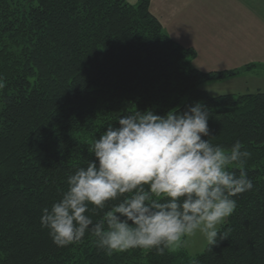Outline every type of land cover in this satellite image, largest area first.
<instances>
[{
    "label": "trees",
    "instance_id": "1",
    "mask_svg": "<svg viewBox=\"0 0 264 264\" xmlns=\"http://www.w3.org/2000/svg\"><path fill=\"white\" fill-rule=\"evenodd\" d=\"M150 1L0 0V264H264V93L203 90L241 71L193 69L194 51L165 32ZM197 102L209 111L202 139L225 149L239 141L251 153L229 170L246 171L254 188L235 197L217 243L194 258L183 248L108 255L91 234L56 246L42 210L94 158L93 140L122 115L166 116ZM118 202L88 214L98 221Z\"/></svg>",
    "mask_w": 264,
    "mask_h": 264
},
{
    "label": "clouds",
    "instance_id": "2",
    "mask_svg": "<svg viewBox=\"0 0 264 264\" xmlns=\"http://www.w3.org/2000/svg\"><path fill=\"white\" fill-rule=\"evenodd\" d=\"M208 120L199 102L166 116L152 110L120 116L118 127L109 124L93 140L94 158L68 176L62 199L42 210V228L58 247L91 234L108 255L137 248L163 255L196 233L215 245L235 197L254 184L246 171L229 170L243 169L251 158L239 141L225 149L202 139L209 136ZM117 200L98 221L88 214L89 205L104 210Z\"/></svg>",
    "mask_w": 264,
    "mask_h": 264
},
{
    "label": "rangeland",
    "instance_id": "3",
    "mask_svg": "<svg viewBox=\"0 0 264 264\" xmlns=\"http://www.w3.org/2000/svg\"><path fill=\"white\" fill-rule=\"evenodd\" d=\"M138 1L127 0L131 5L137 4ZM150 2V10L159 18L165 32L184 48L194 51L195 56L190 58L193 69L213 72L220 64L233 62L237 65L227 68L238 70L235 68H242L248 64L247 67L239 70L240 73L245 72L243 76L206 83L202 86L203 90L215 97L243 94L247 91L254 94L253 92L258 88L264 90V80L259 76L264 72L263 68L247 73L248 69L255 66L249 64L260 63L254 55L259 51L258 44L246 45L250 55L246 53L245 55L252 61L221 57L222 50L226 51L227 46L234 40L232 38L229 42L227 33L232 35L234 31L241 32L243 37L241 39L247 41L250 39L249 34L252 33L253 37L259 36L264 28L257 15L246 11L244 3L237 0H151ZM259 39L254 42L259 43ZM257 67L262 65L259 64L255 68ZM207 245V240L200 233H196L187 237L186 244L181 248L194 258L202 253Z\"/></svg>",
    "mask_w": 264,
    "mask_h": 264
},
{
    "label": "crops",
    "instance_id": "4",
    "mask_svg": "<svg viewBox=\"0 0 264 264\" xmlns=\"http://www.w3.org/2000/svg\"><path fill=\"white\" fill-rule=\"evenodd\" d=\"M237 1H241V3H244L245 7H246V11H248L249 13H252L254 15H257L256 17H258L260 23L263 24V27H264V0H237ZM233 34L230 35L229 33H227V37H228V40L229 42L232 41V38H234V40L232 41V44L228 45L227 46V49L226 51H223L222 50V55L221 57L222 58H225V59H230V60H238V61H252L251 58H248L247 55H250L247 51V47L246 45H252V44H258L259 47V51L257 54H254L256 55V59L260 62L258 64H249V65H255L254 67L248 69L249 71H247V73L249 72H252L253 70H256L258 68H263L264 70V28L262 31H260L259 33V36H254L251 34H249V37L250 39L247 40V41H244L242 40L241 37L242 34L241 32H232ZM257 38H260L259 39V43H256L254 42ZM245 53L247 55H245ZM259 64L262 65V67H257L255 68L256 66H259ZM234 65H237V63H233V62H229L228 64H220L219 66H217L215 68V71L217 72H222V71H232L233 69H230V68H227V67H232ZM248 66V64H246ZM245 66V67H247ZM244 66L239 67V68H235V69H243L245 68ZM245 72H242L240 73L239 75H237L235 78L237 77H241L243 76ZM260 78H262L264 80V72L263 73H260L259 74ZM257 92H263L264 93V90L261 89V88H258L256 90V92H253V93H257ZM248 94V93H252V92H244L243 94ZM237 95H242V94H237Z\"/></svg>",
    "mask_w": 264,
    "mask_h": 264
}]
</instances>
